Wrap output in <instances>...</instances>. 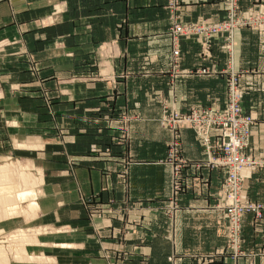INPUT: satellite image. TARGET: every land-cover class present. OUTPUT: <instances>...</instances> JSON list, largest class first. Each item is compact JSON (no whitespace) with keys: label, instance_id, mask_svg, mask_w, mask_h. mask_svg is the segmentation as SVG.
Returning <instances> with one entry per match:
<instances>
[{"label":"crops","instance_id":"0c3cea01","mask_svg":"<svg viewBox=\"0 0 264 264\" xmlns=\"http://www.w3.org/2000/svg\"><path fill=\"white\" fill-rule=\"evenodd\" d=\"M166 1L0 0V12L15 16L9 24L10 31L17 27L18 35L32 31L33 34L22 36L26 37L30 51L34 44L28 37L37 34L34 31L37 19L42 18L44 24L50 23L52 28L56 25L54 36L61 43L66 39L68 28L58 23L63 17L59 13L70 14L72 11L71 36L81 44L83 38L85 43L91 44L92 51L86 61L94 64L98 60H107L111 65L103 70L108 71L109 77L126 74L127 87L123 97L127 107L139 114L129 140L113 141L120 130L112 128L111 122L118 118L108 114H113L116 101L109 103L111 107L103 105L107 116L98 122L106 128L91 131L87 137H81L77 130H69L72 134H68L67 130V137L58 141L57 148L47 146L49 141L44 135L36 141L52 164L45 169L44 180L41 172L39 184L44 181L50 207L42 216L44 231L38 233L40 244L34 245L54 259L45 264H144V261L146 264H226L225 209L216 205L223 189L224 169L209 168L208 165L196 169V165L205 163L209 154L190 128L181 131L185 155L191 160L185 173L189 186L180 194L181 207L175 220L167 219L163 212L170 193L171 169L159 163L166 154L170 134L159 123L162 102L167 97L170 102L175 98L176 106L182 112H188L192 107L224 108L229 86V75L223 72L227 63L220 42L213 45L210 56H204L198 41L184 38L181 64L175 72L170 33L174 21L166 12ZM256 2L240 0L241 13L256 10ZM223 7V0H181L176 8L180 17L177 19L182 22H199L204 18L217 21L224 14ZM1 25L3 28L8 24ZM251 29L237 33L235 69L241 72L240 85L246 107L259 115V122L253 128L251 147L254 155L264 158V32ZM4 34L5 31L0 32V36ZM115 45L121 50L113 55L110 50ZM48 49L51 48L44 53H51ZM54 52L61 54L55 60L58 63L49 64L56 70H45V78L64 75L68 70L63 46H57ZM18 60L17 55L11 61L15 68L5 74L8 82L21 75ZM205 67L208 73H198ZM29 82L26 85L31 86L33 81ZM115 83V79L106 86L98 82L92 93L97 97L104 91L115 92L118 87ZM8 99H11L9 104L5 100L0 102L3 118L0 124L9 120L7 131L0 128V144L6 138L15 143L20 141L17 129L12 126L26 123L19 115L33 117L35 114L33 103L15 104L13 98ZM99 146L103 148L99 149ZM2 148L0 156L5 153ZM130 158L135 163L127 165V173L122 172ZM246 174L250 196L264 202V169ZM61 177L64 179L59 180ZM93 194L99 197L89 202V196ZM95 209L100 210L94 213ZM249 224L246 225L248 236L250 233L254 236V229ZM45 228L50 231L46 232ZM255 238L250 237L247 246L252 252H260L264 240ZM208 255L214 260L205 257ZM238 264H249V261L241 259ZM251 264H264V256L253 257Z\"/></svg>","mask_w":264,"mask_h":264},{"label":"rangeland","instance_id":"374dc122","mask_svg":"<svg viewBox=\"0 0 264 264\" xmlns=\"http://www.w3.org/2000/svg\"><path fill=\"white\" fill-rule=\"evenodd\" d=\"M181 3V0H179ZM224 3V14L220 17L217 21H211L207 18H204L202 21H190L191 23H200V22H210V23H218L223 21L230 20L231 17V6L233 7L234 13V23L235 29L233 35L230 37L228 32L221 33L222 36L216 37L214 42L210 45V47H206L202 41L198 38H192L193 40L198 41L202 47V54L204 56H210L212 47L215 43L220 42V44L224 47V52L226 56V69L223 71L225 74H228V81L231 82L232 78L235 77L237 80V89L241 94L242 99V107L245 113L248 115H252L255 118V124L251 127V136L253 132V128L259 122V115L254 110H250L246 107L244 99L245 94L242 92V88L240 85L241 80V72L235 69V43L237 33L240 30L246 28H252L251 30H256L259 32H264V0H257L258 8L251 13H241L242 6L240 4V0H223ZM166 12L172 16V19H176L179 17V10L176 9L175 4H173V0L166 1ZM178 13V14H177ZM60 16H63L59 20V24L63 26H67L65 38L58 43L55 39L54 32L57 31L56 25L55 28L50 26V23L44 24L43 19H37L36 24L37 34L30 35L28 37L30 41L34 44L33 51H30L26 45V37H22L27 33H32V31H28L23 35H18L20 33L18 27L14 31L9 30V24L15 19L13 14L7 12H0V26L1 24L6 23L8 25L0 28V32H4L5 34L0 36V102L6 101L9 104L10 100L8 98H13L14 103L18 104H26L33 103L35 108V114L32 116H22L19 115L21 119H24L26 123H18L19 127L16 125L12 126V129H17V133L19 134L20 141L15 143L14 140H10L6 138V141H3L0 144V148L2 151L5 152L0 156V165L7 164L9 166H17L19 169L18 171H12L7 176L1 177V179L9 180L13 184L4 185V191H12L13 193L7 194L10 198L14 201L17 200L18 194L17 191L20 189V184L22 179L24 178L23 173H28L30 176L42 178L43 173V180L46 176V170L49 169V158L47 154H45L41 148V145H38L36 141L42 135H44L49 141L46 145L50 148H57L58 141L63 140L64 137H67V130L68 134L69 130L73 132V130H77L81 137H87L91 133V131H95L100 127H107L104 126L105 124H101V120L106 117L104 111V106H110L109 103L118 102L117 106H114L113 114H108L110 117L115 116L117 117V121H112V128H117L120 130L119 135L113 137V141H121L131 138V130L133 124L137 122V118H139L138 113H134L132 110L127 107V100L123 97L124 90L126 89L127 79L126 74H118L115 77H109V73L106 70H103V67H110L111 64L106 61H97L94 64L91 62L86 61L87 55L91 53L92 49L90 47L91 44L85 43V39H82V44L78 41H74L72 35L73 30V14L70 11V14H63L62 12L59 13ZM24 18V17H23ZM180 19V17H179ZM52 20V19H51ZM21 22V21H19ZM17 22V23H19ZM25 22V21H24ZM54 22V21H53ZM23 24V22H22ZM52 24H56L52 23ZM58 25V24H57ZM83 33H85L84 29L82 28ZM33 34V33H32ZM58 38V37H57ZM71 38V39H69ZM191 39V40H192ZM57 46H63L64 48V55L67 58L65 63L66 66H69L67 71H65L64 75H51L49 78H45L43 72L51 68L52 65L50 63H58L55 61L58 59V56L61 54H57L54 52ZM133 45H131L132 47ZM134 47V46H133ZM17 48V51L14 49ZM51 51V53H44L45 50ZM27 49V50H26ZM13 50V51H12ZM53 50V51H52ZM102 50V49H101ZM120 47L115 45L111 47V53L115 55L116 53L120 52ZM102 53V52H101ZM111 54V56H112ZM232 54H234V58L232 60ZM18 55L19 62H17L18 67L21 68L20 76L13 78L11 82H8V79H5V74H9L15 68L13 63H11L12 59ZM69 59V60H68ZM119 63V62H118ZM181 64V59L178 62V67ZM175 65V62H173ZM173 67V66H172ZM178 67L175 70L178 69ZM17 68V67H16ZM56 70V69H54ZM209 70L207 67L201 68L198 70V73L205 74L208 73ZM219 73V72H217ZM27 75V76H26ZM5 76V77H4ZM29 76V77H28ZM119 78L122 80L120 81ZM116 81L117 90L112 93L104 91L102 96L98 94L95 97L92 93L94 86L96 83H104L106 84L110 81L111 83ZM29 81H33V84L26 85L30 83ZM8 82V87L5 84ZM229 85V83H228ZM11 92V93H10ZM227 100L230 99L231 93L229 91L228 86V94ZM94 96V97H93ZM164 99V97H162ZM167 97L162 102V109L161 114L159 117L160 126L164 128L161 124L160 119L163 118L165 112V105L167 104L170 107H174L177 110L176 104L178 101L175 98H172V102ZM162 99V100H163ZM105 100H108L106 102ZM120 100V101H119ZM227 103V102H226ZM106 104V105H105ZM66 106L64 109H60L61 106ZM195 108V107H192ZM191 108V109H192ZM211 108V107H208ZM190 109V110H191ZM220 109V108H217ZM111 112L112 110L109 109ZM108 110V111H109ZM189 110V111H190ZM6 111V110H5ZM181 111V110H179ZM182 112V111H181ZM16 117L15 114H6ZM20 113V112H18ZM3 121L2 116H0V121ZM42 121V122H41ZM99 121V122H98ZM9 120L5 119L3 124H0V128L3 131H7L9 129L8 125ZM43 123V124H39ZM110 123V124H111ZM27 124V125H24ZM111 126V125H110ZM109 126V127H110ZM111 128V127H110ZM187 128L182 126L179 129ZM190 128V127H189ZM166 129V128H165ZM191 129V128H190ZM168 130V129H167ZM169 131V130H168ZM194 131V130H193ZM9 132V131H8ZM169 141L167 143L165 156L160 160L159 163L168 166L171 169V185H170V193L166 199L167 204L163 210L164 214L172 220H175L177 211L181 207V203L179 201L180 194L189 186V182L187 180V175L185 176L186 182L182 186L180 192L175 193L174 190V180H173V164L174 159L169 158V152L174 147H171V144H178L180 145L181 152L184 151L182 137L178 138L177 140L173 139L172 132L169 131ZM195 132V131H194ZM196 133V132H195ZM55 137H52L54 136ZM47 135V136H46ZM50 135V136H49ZM182 135V133H181ZM197 135V133H196ZM200 138V137H199ZM201 140V138H200ZM28 141V142H25ZM67 142V140H64ZM19 142V143H18ZM66 142H63L64 144ZM202 142V140H201ZM26 144L27 147H25ZM70 145V142H67ZM25 147V148H24ZM204 147V146H203ZM38 148V149H34ZM103 148L99 146V149ZM205 149V147H204ZM208 153V151L205 149ZM244 154L251 156L253 160H258L260 163L255 167H245L242 169L241 173V184H238L239 189L236 190L232 184H228L226 182V170L224 167H215V163L210 162V159L214 160L217 156H212L210 153L207 159L204 161V164L196 165V169H200L202 166L208 165L209 168H223L224 169V181H223V189L218 197L217 206H220L225 209V218H226V248H225V257H226V264H238L239 260L245 259L249 261L251 264L253 257L257 255L264 256V248L260 252H252V248H249L247 245L250 237H256L255 239L264 240V202L260 199H256L250 196L249 194V187L247 184V172L248 171H255L259 169H264V158L254 155L253 149L251 147V137L249 141V145L244 150ZM185 154V152H184ZM186 156V155H185ZM188 158V156H186ZM189 159V158H188ZM219 159V158H217ZM190 160V159H189ZM73 166V161L69 162ZM135 163L132 158L128 159L125 168L122 172H128V164L131 165ZM191 165V160H190ZM189 165V166H190ZM188 166V167H189ZM187 167V168H188ZM23 170V171H22ZM22 171V172H21ZM187 169L185 170L186 173ZM42 172V173H41ZM67 177V176H66ZM22 178V179H21ZM64 179V177L59 178ZM23 180L22 182H24ZM3 183L6 184L5 181ZM36 184V185H35ZM29 184L26 186L28 189H33L37 191V201L39 202V208L35 211H31V207L29 206V200L25 202H21L17 205V210L14 213V216L1 218L0 219V241L4 240L7 241L11 239V236L17 235L18 245L15 246L17 249H23L26 251L24 255L21 252H17L14 258L9 256L8 262L0 263V264H45L48 261H53L54 259L50 258L48 255H45L41 252V248H37L34 246L35 244H40L38 240V233L43 232L41 227L43 224L42 216L43 213H46V210L50 207L48 206L47 202L49 200L47 191L44 190L45 184L35 183ZM38 184V186H37ZM9 187V188H7ZM21 191H19V194ZM98 194H93L89 196V202L94 201V199L98 198ZM46 201V202H45ZM45 202V203H44ZM240 206H247L249 205V209L245 211V213L238 219V230L235 231L233 228L232 218L228 214V208L235 207L236 204ZM100 209L93 210L94 213H97ZM48 222V220H45ZM253 227V234L251 236L250 233L246 231V225ZM46 232H49L50 229L45 228ZM54 229H52L53 231ZM25 235V238L22 236ZM26 240V241H25ZM14 242V241H12ZM19 247V248H18ZM239 251V256L237 258L234 257V252ZM21 255V256H20ZM19 257V258H17ZM22 257V258H21ZM209 260H214L212 255L205 256ZM12 261H10L11 259ZM236 259V260H235ZM145 260V259H144ZM236 263H235V262ZM11 262V263H10ZM146 264V261L142 262Z\"/></svg>","mask_w":264,"mask_h":264},{"label":"built area","instance_id":"2783aa9c","mask_svg":"<svg viewBox=\"0 0 264 264\" xmlns=\"http://www.w3.org/2000/svg\"><path fill=\"white\" fill-rule=\"evenodd\" d=\"M175 7L179 4V0H173ZM233 7L231 6V17L228 21L210 23V22H182L174 19L173 25L170 27L172 35V56L175 65L182 57V41L184 38H198L208 48L214 42L216 37L222 36L221 33L228 32L230 37L233 35L235 23L233 18ZM234 54H232V60ZM230 99L224 108H208L195 107L188 112H181L174 107L165 105V112L161 124L164 128L172 132L173 139L177 140L181 137V128L185 126L191 128L201 138L205 149L212 156L217 158L210 159L215 163V167H224L226 170V182L232 184L239 189L241 184V173L245 167H255L260 162L253 160L251 156L244 154V149L248 147L251 137V127L255 124V118L244 112L242 107V99L237 89V80L235 77L229 81ZM179 144V143H178ZM171 144V152L169 158L174 159L173 164V184L175 193L181 191L182 186L186 182L185 170L190 165V160L186 158L184 151L181 152L180 145ZM235 207L228 208V214L232 218L233 228L238 230V219L249 209V205L240 206L235 203ZM239 251L234 252V257L239 256ZM236 260V259H235ZM235 262V261H234ZM236 263V262H235Z\"/></svg>","mask_w":264,"mask_h":264},{"label":"bare ground","instance_id":"6f19581e","mask_svg":"<svg viewBox=\"0 0 264 264\" xmlns=\"http://www.w3.org/2000/svg\"><path fill=\"white\" fill-rule=\"evenodd\" d=\"M178 5H177V7H178ZM19 169L15 165H13V166H9L7 164L0 165V176L2 174L1 177L5 178L7 176V174H10L12 171H18ZM22 176H24L23 179L21 178L22 181L23 180H25V181L24 182L21 181V183H22V184H20L21 190L19 189L17 191L18 198L16 201L12 200L10 198V196L7 195L10 193H13L12 191H10V192L4 191V189H5L4 185H9V184H13V183H11L10 179L5 180V179H1V177H0V219L14 216L15 211L18 209L17 205H19L21 202H25L26 200H29V206L31 207V211H34V210L36 211L38 209L39 204L37 201V196H38L37 191L33 190V189H28L26 186H29V184L31 186V184L33 185L35 183H41L42 178H40L41 176H39V178L30 176L28 173H23ZM3 181H5L6 184L3 183ZM37 186H38V184H37ZM7 188H9V187H7ZM19 191H21L20 194H19ZM25 235L26 234H24L22 236V238L23 237L25 238ZM17 238H19V237H17V235H13V236H11L10 241L9 240H7V241L1 240L0 241V263L8 262L9 256L13 255L11 258H14L15 254H18L17 252L22 253V251H23L22 255H24L26 253V251H24L23 249H20L19 247H18L19 249L15 248V246L18 245L17 244L18 243ZM12 241H14V242H12ZM17 258H19V257H17ZM12 260L13 259H11L10 261H12Z\"/></svg>","mask_w":264,"mask_h":264}]
</instances>
